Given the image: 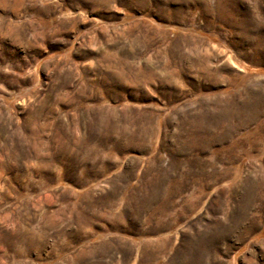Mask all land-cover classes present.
Segmentation results:
<instances>
[{
  "label": "rangeland",
  "instance_id": "rangeland-1",
  "mask_svg": "<svg viewBox=\"0 0 264 264\" xmlns=\"http://www.w3.org/2000/svg\"><path fill=\"white\" fill-rule=\"evenodd\" d=\"M0 264H264V0H0Z\"/></svg>",
  "mask_w": 264,
  "mask_h": 264
}]
</instances>
